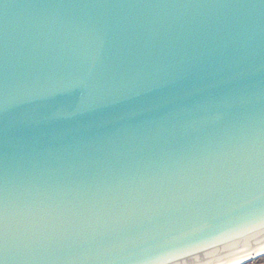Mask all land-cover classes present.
<instances>
[{
  "label": "water",
  "instance_id": "95a60500",
  "mask_svg": "<svg viewBox=\"0 0 264 264\" xmlns=\"http://www.w3.org/2000/svg\"><path fill=\"white\" fill-rule=\"evenodd\" d=\"M262 251L264 0H0V264Z\"/></svg>",
  "mask_w": 264,
  "mask_h": 264
},
{
  "label": "trees",
  "instance_id": "16d2710c",
  "mask_svg": "<svg viewBox=\"0 0 264 264\" xmlns=\"http://www.w3.org/2000/svg\"><path fill=\"white\" fill-rule=\"evenodd\" d=\"M243 264H264V255Z\"/></svg>",
  "mask_w": 264,
  "mask_h": 264
},
{
  "label": "bare ground",
  "instance_id": "6f19581e",
  "mask_svg": "<svg viewBox=\"0 0 264 264\" xmlns=\"http://www.w3.org/2000/svg\"><path fill=\"white\" fill-rule=\"evenodd\" d=\"M256 255H261V256H263L264 255V251H262V252H259V253H257ZM255 255V256H256ZM255 256H249V257H247V258H245V259H243V260H241V261H239V262H237V263H235V264H242L244 261H246L247 259H251V258H253V257H255Z\"/></svg>",
  "mask_w": 264,
  "mask_h": 264
}]
</instances>
